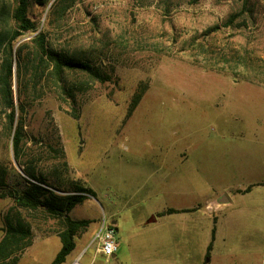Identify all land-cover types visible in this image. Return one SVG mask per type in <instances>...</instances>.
Returning a JSON list of instances; mask_svg holds the SVG:
<instances>
[{
  "label": "rangeland",
  "instance_id": "374dc122",
  "mask_svg": "<svg viewBox=\"0 0 264 264\" xmlns=\"http://www.w3.org/2000/svg\"><path fill=\"white\" fill-rule=\"evenodd\" d=\"M40 1L33 0L29 10L36 30L22 34L14 48L42 32L50 46L107 75L101 82L83 72L70 73L68 79L85 88L63 101L52 81H39L34 89L27 84L29 71L20 81L13 70L11 90L14 102L21 91L23 110H15L11 132L5 116L9 110L0 98V162L7 165L9 180L15 183V173L22 174L11 146L21 120V159L31 160L49 178L79 180L93 192L69 212L89 222L60 264H152L147 220L164 202L151 200L149 173L159 149H170L175 160L186 152L189 170L194 158L202 157V179L191 178L193 188L201 186L202 197L251 184L248 196L236 195L227 209H262L264 0H75L63 16L54 14V0ZM13 2L0 0V7ZM2 25L11 22L0 20ZM2 61L0 53V71ZM49 144L63 148L66 172ZM12 204L0 199V239ZM20 212L31 227L32 242L16 264H50L60 249V221L41 210ZM110 214L123 261L97 254L92 243ZM258 236L252 250L238 249L226 264H264ZM132 240L137 250L135 259L128 260L126 244ZM189 256L183 252L171 264H194Z\"/></svg>",
  "mask_w": 264,
  "mask_h": 264
},
{
  "label": "trees",
  "instance_id": "16d2710c",
  "mask_svg": "<svg viewBox=\"0 0 264 264\" xmlns=\"http://www.w3.org/2000/svg\"><path fill=\"white\" fill-rule=\"evenodd\" d=\"M74 1L54 0L52 4L54 14L63 16ZM32 2L33 0H14L7 9L0 7V20L4 21L7 18L11 22V26L2 25L0 28V53L3 60L0 71V98L5 112L9 110L5 116L10 132L15 122V110H23L21 91L14 102L11 90L13 70L16 71V76L20 81L26 76V71H29L26 77L27 84L33 83L32 88L34 89L39 81H52L58 88L59 98L63 101L73 100L75 94L85 88L74 85L68 79L70 73L83 72L93 80L101 82L107 78L105 72L89 64L86 60L50 46L45 38V33L42 32L36 34L29 42H22L14 48L15 42L22 34L36 30L35 22L29 16ZM28 46L32 48V51L25 52L24 49ZM21 61L24 62L26 70L22 69ZM140 98L141 92L133 96L127 116L132 113ZM21 129L20 120L19 125L14 128L11 134L13 157L22 166V174L15 173V177L12 178L15 183L9 180L7 165L0 162V199L9 198L13 203L3 217L0 264H16L21 252L32 242L31 227L21 216V210H41L60 221L62 227L58 232L60 249L50 263L60 264L73 251L78 231L86 227L89 222L87 219H74L69 215V212L88 195H93V192L79 180L62 179L60 175L49 178L42 171L37 170L31 160L21 159L23 139ZM57 142L60 145L59 139ZM48 146L54 152L52 157L62 158L61 166L66 172L67 162L64 160L63 148L54 149L51 144ZM167 211L175 212L176 210L168 209ZM209 249L210 247H208L207 255Z\"/></svg>",
  "mask_w": 264,
  "mask_h": 264
},
{
  "label": "crops",
  "instance_id": "0c3cea01",
  "mask_svg": "<svg viewBox=\"0 0 264 264\" xmlns=\"http://www.w3.org/2000/svg\"><path fill=\"white\" fill-rule=\"evenodd\" d=\"M186 154H179L175 160L170 149H159L152 158L149 195L152 201L164 203L162 208L153 210L147 220L151 223L150 245L155 253L151 263L171 264L179 254L187 252L194 264H210L213 260L218 264H226L232 261L230 255H238V249L248 253V250L254 248L255 233L259 235L258 248L264 251V204L262 209L257 211L247 207L227 209L236 195L244 198L248 196L252 185L244 189L235 188L231 193L224 190L217 196L202 197L201 186H191L192 176L202 179V157L194 158L196 162H193L194 165L189 170L184 163L188 160ZM260 185H264V182ZM168 209L176 211L168 212ZM113 215H109L108 223L116 227L117 236L118 226ZM134 236L135 232L132 234L133 238ZM208 247L210 249L207 255ZM126 248L128 260L135 259L137 245L134 241L126 244ZM123 253V245L119 240L117 251L112 258L120 256L123 261ZM143 262L145 261L135 260L134 263ZM243 262L246 263L247 259L244 258Z\"/></svg>",
  "mask_w": 264,
  "mask_h": 264
},
{
  "label": "built area",
  "instance_id": "2783aa9c",
  "mask_svg": "<svg viewBox=\"0 0 264 264\" xmlns=\"http://www.w3.org/2000/svg\"><path fill=\"white\" fill-rule=\"evenodd\" d=\"M116 233V227L111 223L103 221L99 225L98 231L92 239L97 254L104 256L106 259L115 255L118 247Z\"/></svg>",
  "mask_w": 264,
  "mask_h": 264
}]
</instances>
